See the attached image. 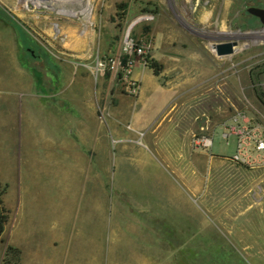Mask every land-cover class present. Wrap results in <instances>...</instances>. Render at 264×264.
<instances>
[{
    "label": "rangeland",
    "instance_id": "1",
    "mask_svg": "<svg viewBox=\"0 0 264 264\" xmlns=\"http://www.w3.org/2000/svg\"><path fill=\"white\" fill-rule=\"evenodd\" d=\"M250 7L264 9V0H0V25L14 28L24 45L17 62L32 70L37 87L32 120L49 122L31 135L47 133L46 153L18 144L7 153L0 143V201L8 214L0 242L23 239L31 253L63 241L81 264H264V165L236 163L220 155L226 148L203 150L195 141L222 133L236 112L264 125V25ZM55 8L70 22L64 30L47 21ZM137 18L131 34L146 46L130 77L139 100L155 99L149 81L201 82L189 90L192 97L203 92V117L188 121L190 154L170 147L169 128L134 131L129 116L139 94H127L118 76L94 71L120 54ZM51 26L53 34L45 30ZM226 42L236 44L233 53L218 56L215 45ZM8 65L0 54L2 74ZM45 86L54 94L50 113L40 96ZM1 107L17 118L16 106ZM184 161L195 167L183 168ZM24 222L33 228L25 239L12 232ZM20 253L12 248L5 261Z\"/></svg>",
    "mask_w": 264,
    "mask_h": 264
},
{
    "label": "crops",
    "instance_id": "2",
    "mask_svg": "<svg viewBox=\"0 0 264 264\" xmlns=\"http://www.w3.org/2000/svg\"><path fill=\"white\" fill-rule=\"evenodd\" d=\"M46 16L47 21H50L51 24L54 23L52 26L62 25L63 30L65 22L70 23L65 18L62 9L55 8ZM2 24L3 26L0 25V47L2 49L0 54L2 57L6 58V61L9 65L3 74L0 72V81H2L0 82V143H2L3 146L6 145L5 149H2L1 151L7 153L15 152L16 149L14 147L16 144H18L19 147L17 150L19 151L33 153L31 150L38 147L42 152L46 153L49 151L47 133H37V138H31V135L33 134L32 130L36 129L37 123H34L32 120L30 108L33 103H36V97L38 94L36 91L37 87L32 80V70L28 67L26 69L22 68L17 62L20 59L19 53H21V49H24V45L17 43V34L14 28H12V25H8L6 23ZM52 26L50 28H44L53 34L54 31L51 32ZM52 37V40L59 42L61 45L64 44L65 39L62 37L58 38L55 35ZM76 41V45H78L77 43H79V39H76ZM74 45L75 44H73V46ZM45 50L47 49L45 48ZM73 71L74 69L72 72ZM59 73L61 76H63V70L55 72V75ZM146 81L148 82L149 80ZM149 83L151 86L149 90L152 91L151 93H153V95H155V99H151V101L139 100L141 94V91H139V95L135 99L134 107L129 116L131 125L134 124V126H136L134 131L142 130L146 132L147 129L151 127L152 130L150 131L158 130L160 132L161 130L159 129L169 128L173 130V132L168 135V144L170 147L173 146L178 153L190 154L192 152L189 148V135L191 130H187V128H190L189 125H191V123L189 124L188 121H195L197 118L203 117V92L198 93V95L194 94L196 96L192 97L191 94H189V90L193 86L201 84V82L192 83L186 80H178L168 82L169 85L165 87L154 81H149ZM57 90L59 91V94H63L64 88L61 86ZM52 92L53 91L49 86H45V90L40 92V96L42 95V97L45 99L43 107L49 113L50 106L53 107L55 105L50 99L53 98L54 95ZM74 93L77 92H73V94ZM139 101L140 103H138ZM1 104H4L6 107L8 106V110L9 107L11 109V106H16L18 110L17 118L10 116L9 119L8 116L4 115ZM139 104H141L142 109L146 111V114L143 112V110L141 111L140 108H138ZM29 119H31L33 122L32 127H28L26 124V121ZM43 124H39V129L41 130L43 127H45V130L48 129L49 122L47 119H45ZM14 127L18 128L19 130L15 133V135L11 132V129H14ZM3 129L5 131H3ZM9 129L10 133L8 132ZM131 129L133 130V128ZM28 131L30 132L29 135L27 134ZM214 135V137H218L220 142H215L214 144V138L212 150H223L224 147L228 151L226 154L222 153L220 155H232L234 151V140L230 138L228 141H224L221 137V132L218 129L215 130ZM68 147H70V145H68ZM72 149L73 146L69 148L70 151H72ZM212 152L216 153V151ZM194 167L195 164L193 161L183 162V168L190 169ZM58 222L55 225L52 223V225L55 227V231L58 228ZM37 223L39 225V221H37ZM29 224L27 225L24 222L21 223L20 226H13L12 232L15 234L17 233L18 237L20 236L21 238L25 239L33 230L32 226ZM5 231L6 225L0 238L4 236ZM57 233L58 232H55V237L57 236ZM23 241L24 240L22 239L21 243H19L13 241L9 237L6 242H0V264H81L79 252L76 250L75 252L78 253H72V247L74 246H72L69 250V248L64 247L63 241L56 245L51 242V247L48 244V249L50 252H48L46 248L45 252H39V245H41L39 244V247L34 252L31 251V253H29V250L24 246V243L29 244L30 242ZM8 247L20 250V258L16 262L10 260L5 262L6 250ZM58 251L62 252L59 254Z\"/></svg>",
    "mask_w": 264,
    "mask_h": 264
},
{
    "label": "built area",
    "instance_id": "3",
    "mask_svg": "<svg viewBox=\"0 0 264 264\" xmlns=\"http://www.w3.org/2000/svg\"><path fill=\"white\" fill-rule=\"evenodd\" d=\"M134 25L136 23L132 21L123 34L120 54L98 61L94 67L95 73L109 72L118 76L124 81L127 94L133 97L139 94L140 85L130 77V72L134 67V58L142 57L146 46L145 42H136L132 37L131 30ZM221 136L225 141L230 138L234 140V151L231 155L234 162L248 166L264 165V125L236 112L224 124ZM213 139V134L203 133L195 141L203 150H209Z\"/></svg>",
    "mask_w": 264,
    "mask_h": 264
},
{
    "label": "water",
    "instance_id": "4",
    "mask_svg": "<svg viewBox=\"0 0 264 264\" xmlns=\"http://www.w3.org/2000/svg\"><path fill=\"white\" fill-rule=\"evenodd\" d=\"M248 13L254 17H257L259 21L264 25V9H259L255 7H250ZM234 42H226L215 45L216 54L218 56H226L233 53V48L235 47Z\"/></svg>",
    "mask_w": 264,
    "mask_h": 264
},
{
    "label": "trees",
    "instance_id": "5",
    "mask_svg": "<svg viewBox=\"0 0 264 264\" xmlns=\"http://www.w3.org/2000/svg\"><path fill=\"white\" fill-rule=\"evenodd\" d=\"M155 75H158V71H154ZM8 221V214L5 212V210L2 207V203L0 201V236L2 235L5 225L7 224ZM12 251V248L8 247L6 250V256H7V252ZM14 251V250H13ZM8 262V261H5Z\"/></svg>",
    "mask_w": 264,
    "mask_h": 264
},
{
    "label": "bare ground",
    "instance_id": "6",
    "mask_svg": "<svg viewBox=\"0 0 264 264\" xmlns=\"http://www.w3.org/2000/svg\"><path fill=\"white\" fill-rule=\"evenodd\" d=\"M227 2H229V1H227ZM226 2V3H227ZM61 4H70V0H61ZM65 8V7H64ZM204 18H205V20H208L209 18H211L210 17V12L208 13H205L204 14ZM136 20H138V21H135V23H138L139 21H140V18H137ZM152 22L154 21V19L153 20H151ZM203 22H204V20H203ZM36 162V161H35ZM39 162V161H38ZM45 165V164H44ZM53 170H55V169H53ZM53 172V171H52Z\"/></svg>",
    "mask_w": 264,
    "mask_h": 264
}]
</instances>
